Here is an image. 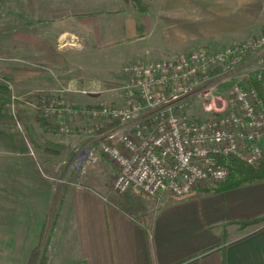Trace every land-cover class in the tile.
Returning <instances> with one entry per match:
<instances>
[{
	"label": "crops",
	"instance_id": "obj_1",
	"mask_svg": "<svg viewBox=\"0 0 264 264\" xmlns=\"http://www.w3.org/2000/svg\"><path fill=\"white\" fill-rule=\"evenodd\" d=\"M76 1H88L94 15L90 22L76 17V13L83 11L73 7L77 4L74 0H26L29 13L18 19L5 36L9 55L24 61L15 66L35 70L24 79L27 93L35 100L43 93L56 100L77 101L75 94L81 89L97 97L107 95V86L123 88L124 63L172 56L200 46L218 48L236 39H231L233 33L244 27L248 32L240 39L264 29V0H144L148 4L154 2L151 24L164 33V43L154 57H132L117 46L128 41L129 36L115 37L125 30L124 19L117 16L115 0ZM52 10L56 15L41 16V12ZM148 31L142 30V35H134V39L144 38ZM21 32L26 33L25 37ZM23 38L27 43H23ZM173 44L182 48L173 50ZM74 55L83 57L82 67L71 66L74 60L69 56ZM107 55L118 63L98 61L97 57ZM93 63H103L106 69L111 67L108 75L99 77L96 72L101 67ZM73 70L85 73L80 77L67 74ZM65 86L72 89L70 93L63 92ZM112 96L106 99L122 98L123 90L113 92ZM79 118L73 114V119ZM50 125H39L38 129L46 131L44 142L55 143L56 151L49 149L51 144L45 146L38 140V144L27 145L35 152H25L23 144L0 150V198L7 199L10 216L9 226H0L1 261L19 264L18 259H26L36 239L43 236L49 264H264V223L244 227L236 223L238 219L264 214V181L194 194L201 195L194 200L192 196L167 198L168 203L160 205L154 214L151 201L165 199L168 192L148 199L141 198L144 195L134 189L122 193L113 190L122 195L113 200L110 196L116 195L106 186L99 190L77 178L66 181L67 184H60V179L51 181L56 177L46 169L60 162L61 158H55L60 156L63 144H59L60 138L52 136ZM25 205L29 213L33 209L38 214L35 224L39 227L31 222L27 228L25 221L14 236L12 230ZM177 207L179 210L175 211Z\"/></svg>",
	"mask_w": 264,
	"mask_h": 264
},
{
	"label": "built area",
	"instance_id": "obj_2",
	"mask_svg": "<svg viewBox=\"0 0 264 264\" xmlns=\"http://www.w3.org/2000/svg\"><path fill=\"white\" fill-rule=\"evenodd\" d=\"M123 71L121 101L80 109L88 117L117 121L97 135L100 152L115 165L113 190L182 196L224 179L227 168L219 155L257 163L264 147V109L248 80L264 78V31L218 48L129 62ZM194 96L201 100L203 118L182 113ZM101 124L97 120L89 130Z\"/></svg>",
	"mask_w": 264,
	"mask_h": 264
},
{
	"label": "rangeland",
	"instance_id": "obj_3",
	"mask_svg": "<svg viewBox=\"0 0 264 264\" xmlns=\"http://www.w3.org/2000/svg\"><path fill=\"white\" fill-rule=\"evenodd\" d=\"M63 1V0H62ZM82 1V0H81ZM86 1V0H85ZM143 2L147 5L145 8V11H139L130 6L126 2H122V0H115L114 5L118 8L119 15L118 18L123 20L124 19V31H119L115 35V37H118L119 35L122 37H127L129 36V40L126 41L124 40L122 43L118 44L117 46L120 47V51H124L126 49V53L129 52L132 57L138 56V55H144L147 54L148 57H154L155 53L158 51L159 48L163 45L164 43V38L162 37L163 34H161L160 30L156 28L155 26L152 28V19H153V3H147L143 0ZM67 3V2H66ZM74 3L76 4L73 7H76L75 9L77 11H89L91 12V7L88 4L74 0ZM28 3L26 0H0V52L2 55L0 56V66L5 67V66H14L16 63L17 64H22L24 61H20L18 58L15 56H10L8 52L9 45H6L5 42L8 41L7 37L5 38L6 34L8 35L10 33V28L14 26V23L29 13L30 7L27 5ZM70 10V8H69ZM68 10V11H69ZM60 13V12H58ZM49 15H56L54 11L52 10L51 13L46 12H41V16L44 18ZM145 18L148 20V23L144 25ZM90 22V21H86ZM145 29L149 30L148 35L145 36L144 38L141 39H134V35H142V30L145 31ZM244 27L237 31L231 39L236 38L234 40H241L240 37L245 35L248 31ZM261 31H264L262 29ZM258 31V32H261ZM256 32V33H258ZM141 33V34H140ZM232 34V35H233ZM255 34L251 33L248 36ZM119 36V37H120ZM246 36V37H248ZM118 39V38H117ZM244 39V38H243ZM69 41V40H68ZM232 41V40H231ZM173 50H178L181 49L182 46H179L178 44H173L170 46ZM5 51L7 53H5ZM145 56V55H144ZM69 58L72 59L73 63L71 66H74L75 68L77 67H82L80 66L81 64H84V62L80 61L83 57L80 55H74L69 56ZM98 61L101 62L103 61L105 64V61L107 63H112L113 65H116L118 63V60H113L112 56H104L102 59H99L101 57H97ZM94 59V57H93ZM93 62V61H92ZM136 62V61H133ZM129 63V62H127ZM127 63H124L121 67L122 73H124L125 76L127 74L123 71V66ZM95 64V63H93ZM103 63H99V65L96 63L95 65H98L101 68H98V71L96 72L98 76H106L108 75L109 69L111 67H102L105 65H102ZM93 66V65H92ZM0 67V68H1ZM117 67V66H113ZM112 67V68H113ZM84 70V69H83ZM74 74L80 77V75H83L85 72L82 70H73L71 72H67V74ZM235 77H233L234 79ZM115 81V80H114ZM0 83L4 85V89H0V150L4 151V147H19L21 144L24 145L25 147V152H30L32 149L35 152V149L33 147L29 148L27 144H25V141L21 136V130L23 129L22 124L17 122L14 118L15 112L17 109L21 110L24 112L27 117H29V120L32 122V128L35 130V134H39L36 136L37 140L42 144V145H50L48 141L44 142V133L41 130L38 129L39 126V121L35 122L33 115L35 112V109L37 108V105L42 106V104H38L40 101L43 103V113L47 115H51L49 112L45 111V109L50 106V101L49 97H45V94L41 93L38 97L37 100L33 99L31 97V93H27V85L26 81L24 80H19L16 82H12L8 79L7 75L4 74L2 71H0ZM116 84V83H115ZM81 89V88H80ZM120 89L122 90L123 88L120 86ZM117 85H113L111 87L106 88V93L107 95H100L97 97V95L90 94L88 90L81 89L78 90V95L75 94V97L77 101H64L60 99H55L51 98L52 102L56 103H61L62 106H66L67 108H71L74 104L78 105L81 108H89L88 106L91 105H101L103 103H116L122 100L121 96L120 98H112V99H106L108 97H113L112 94L113 92L118 93L120 90ZM27 90V91H26ZM71 88L69 86H65L63 88V92L70 93ZM30 91V90H29ZM74 92V91H73ZM104 92V91H103ZM114 97H117L114 96ZM97 98H100L101 100L99 101ZM89 101H94L97 103H92L90 104ZM65 107V108H66ZM63 110L62 113L57 114V117H59V127H63L66 125L67 127L69 126L68 121H72L73 125L72 127H76L74 125V122H79L78 123V130L74 129L72 130V127L68 129H62L59 128L58 131H55L54 133L52 132V136L60 138V143L63 144L61 146V149L59 150V155L56 159H60V162L57 165H53L50 168H44L49 171L50 175L53 177H56L54 179H51L53 182H58V179H60L62 182L59 181L60 184H67L66 181L68 180H73L77 178V181L86 183L89 185L95 186L99 190H104V188L109 187L111 189V183L112 179L115 175V165L114 163L105 155H103L99 148H98V139L97 135L98 132H94L93 130H89L91 123L95 121H91L88 116H85V114H82L78 110V115L80 116L79 120L73 119V110ZM182 113L188 117H195V118H203L206 116V113L202 109V103L201 100L194 96L191 98L190 102L187 104V106L182 109ZM94 120V119H93ZM56 121V119H55ZM76 122V124H77ZM44 124H49V117L44 119ZM50 126H53L52 124ZM51 132V131H50ZM75 145L77 147L75 148ZM90 150V151H89ZM89 151V152H88ZM88 152V153H87ZM92 153L93 158L89 159L88 156L90 155L89 153ZM1 154V152H0ZM5 156H8L6 152H4ZM62 160H65L62 162ZM66 164V165H65ZM66 166V167H65ZM65 169V174H62V170ZM106 186V187H105ZM102 187V189H101ZM112 192L115 194L113 189H111ZM111 192V193H112ZM118 193V192H117ZM200 193H205L201 192L199 190H194L189 194L183 195V196H176L173 194H168L165 199H160V200H153L151 201L153 203L152 206V212L151 213H158L160 205L163 206L168 203V201L165 202V200L172 199L173 198H183L187 196H192L193 200L194 197H199L201 195H194V194H200ZM1 195L3 196L2 192ZM116 196H110L113 200H118L119 196L122 195H117ZM141 198H148L145 195L142 196ZM163 198V197H162ZM57 199L54 200V205L56 206V201ZM180 200V199H176ZM148 201V200H147ZM171 202V201H170ZM172 201L171 204H174ZM5 204V205H4ZM158 204L157 206H155ZM139 205V204H138ZM8 201L7 199H2L0 198V226L1 228H6L9 226L10 219H9V213H8ZM5 207V208H4ZM137 207V205L135 206ZM147 207V206H146ZM23 206L21 207V209ZM150 209V208H149ZM175 211L179 210V208H174ZM21 216L18 219L15 227L12 230V234L17 235L21 230V226H23L25 221H28V227L31 225V222L35 224V219H37L38 214L33 213V209L30 210L31 213H29L28 207L25 205L24 208L21 210ZM33 220V221H32ZM38 226V225H37ZM39 227V226H38ZM19 228V229H18ZM18 229V231H17ZM1 234L5 235L3 230L1 231ZM23 241H27L26 239H23ZM23 251V249H22ZM2 253H0V264H8L4 261H1L2 258ZM19 264H24L25 259L21 258L18 259Z\"/></svg>",
	"mask_w": 264,
	"mask_h": 264
},
{
	"label": "trees",
	"instance_id": "obj_4",
	"mask_svg": "<svg viewBox=\"0 0 264 264\" xmlns=\"http://www.w3.org/2000/svg\"><path fill=\"white\" fill-rule=\"evenodd\" d=\"M126 2H129L132 7L139 11H145L146 4L143 2V0H124ZM77 18L81 19L82 21H91L94 17L93 13L90 12H80L75 14ZM22 37H25V32L20 33ZM23 43H27V40L25 38L22 39ZM1 53V52H0ZM0 71H2L4 74L7 75L8 79L12 82H16L19 80H24L26 77L32 75L35 70L31 68H27L24 66H5L1 67ZM248 84L256 88L260 96L263 100V109H264V78L263 79H255L250 78L248 80ZM4 85L0 83V89H4ZM50 105L54 107V110H46L51 115L44 114L43 112V103L40 101L38 104H42V106L37 105V108L35 109L33 118L34 121H39V125L44 124V119L49 117V123H51L53 126L50 127L51 132H55L59 130L58 124L59 122H56L55 119L57 118V108L61 107V103L52 102V99L49 97ZM97 108V105H91L88 106ZM81 107L78 105H74L70 108V110H73V113L76 112L78 114V110L80 111ZM63 112V110H62ZM15 120L22 124L23 129L21 130V136L25 144L34 145L38 144L36 136L39 134H35V130L32 128V122L29 120V117L22 112L21 110L17 109L14 116ZM91 118V121H102V124L99 128H94V132H102L107 128H110L117 124V121H106L102 116H96L89 117ZM94 119V120H93ZM53 120V122H52ZM69 126L68 128L72 127L73 123L72 121H68ZM94 122L91 123V125ZM47 129V128H46ZM76 130L75 127H72V130ZM52 146L49 149H53V147H56V144L50 143ZM56 151V150H54ZM218 161L222 164H224L227 168V174L224 177V179L209 183L200 184L193 189L199 190L201 192H218L222 190H227L231 188L238 187L244 183H258L261 181H264V147L262 148V154L260 158L258 159L256 164H250L247 163L240 158L236 157L233 154L228 155H219ZM236 223H238L240 226H248V225H257L264 223V214H261L256 217L252 218H245V219H238L236 220ZM47 237V235H46ZM24 264H49L48 256L46 254V248L44 243V237L39 236L38 239H36L35 243L31 246L29 249L28 255L25 259Z\"/></svg>",
	"mask_w": 264,
	"mask_h": 264
}]
</instances>
